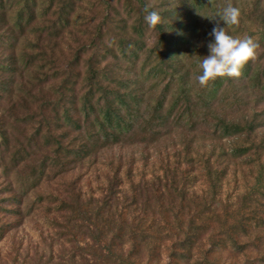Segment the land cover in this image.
Here are the masks:
<instances>
[{
    "label": "rangeland",
    "instance_id": "1",
    "mask_svg": "<svg viewBox=\"0 0 264 264\" xmlns=\"http://www.w3.org/2000/svg\"><path fill=\"white\" fill-rule=\"evenodd\" d=\"M63 1L56 0V3ZM146 1L156 6L155 10L162 18L155 28L145 22L144 3L138 0H72L73 11L61 32L56 31L53 35L46 64L41 62L40 69H35L36 63L24 65L17 60L0 64L1 88L6 89L0 98V108H6V112L12 109L8 100L15 103L23 93L26 95L22 92L18 98L11 90H24V82L29 86L44 82L52 86L53 76L66 68L73 51L78 48L80 65L73 63L72 68L80 73L78 81L82 92L89 81L81 58L87 59L89 49L85 47L82 51L81 44L93 37V32L99 28L112 49L110 57L100 62L110 61L114 68L110 74V89L118 94L117 88L122 92L119 96L114 95V91L109 97L110 104L115 101L121 113H125L123 118L128 117V122L123 123L125 121L112 116L107 128L110 133L104 135L101 132L99 139V134L94 133L96 128L84 125L85 122L81 126L83 129H70L61 144L65 148L78 147V155L62 151L57 160L60 164L46 165L41 173L28 175L25 172L32 159L30 155L19 158L18 151L25 146L24 134L32 128L20 120L19 128L12 129L11 117L0 119V130L5 129L12 138L5 148L7 155L0 157V264H85L88 258L85 255H92L91 242L98 239V230L101 233L106 229L110 231L105 218L110 221L111 216L116 225L119 221L125 222L124 227L139 224L140 232L144 234L142 236L138 231L130 238L126 233L110 242V254L116 251L127 255L122 264H165L167 256L172 255L169 252L176 249L175 241L183 235L174 237L170 234L174 231L171 227L183 230L190 226L198 228L192 243L200 242L202 247H210L203 264H264V149L258 155L252 150L254 143L263 141L264 144V10L261 12L263 22H260L254 15L251 0H180L181 4L178 0ZM46 2L38 5L40 8L36 7L38 12ZM239 2V24L228 26L221 21L220 26L230 35L240 38L247 35L257 40L260 44L258 56L248 62L241 77L218 80L224 88L219 96L209 97L219 108L218 116L211 113L210 120L204 122L200 117L204 107L200 103L194 102L189 108L184 106L182 96L185 93H179L178 75L182 73V78L199 84L195 79L202 73L199 64L210 54L207 45L214 37L209 33L216 22L198 12L214 16L229 3L238 7ZM57 4L54 11L58 9ZM188 4L195 21L189 17L191 23L183 27L178 22ZM1 7L5 17L12 22L13 2L2 0ZM39 17L36 16L33 23L40 22ZM33 26L35 24L26 25L21 35ZM122 32L125 46L115 42ZM135 33L139 39H133ZM22 36L14 45L18 51L26 47ZM93 39L95 43L99 40ZM126 46L131 50L130 55L125 53ZM257 62L262 70L259 73L252 71ZM254 72L258 75L257 81L253 78ZM145 109L151 110L149 119L144 118L146 113L141 114L147 111ZM5 110L0 109V113L5 114ZM15 110L16 114L20 113V104ZM78 117L82 119L81 114ZM222 118L225 125L219 122ZM249 122L253 124V131L247 128ZM186 143L192 147L188 154L193 158L184 154ZM42 146L40 149H50L55 144ZM203 146L209 152H204L202 157H208L215 168L214 186L201 173L203 169L195 160L199 156L197 152L193 153V149L201 150ZM234 146L245 150L239 156H231L228 151ZM13 150H16L15 158L10 160ZM174 165L177 166L176 173H169L167 169ZM185 167H190V171L186 176L188 179L182 181ZM171 178L175 182L166 187ZM178 179L180 182L177 183ZM111 188L122 189L118 193L138 191L140 204L137 207H141L142 214L134 217L124 208L115 215L99 209L97 218L90 215L96 219L94 227L88 223L75 231L79 246L71 247L68 233L56 222L63 220L64 210L54 205L61 200H66L69 207L74 203L79 205L80 215L83 209L91 210L97 206L105 195L110 194ZM39 193H51L52 198L39 197ZM134 206L135 203L127 202L130 210ZM238 240L242 246L234 254V242ZM188 263L177 258L175 264ZM110 264L119 262L110 255Z\"/></svg>",
    "mask_w": 264,
    "mask_h": 264
},
{
    "label": "trees",
    "instance_id": "2",
    "mask_svg": "<svg viewBox=\"0 0 264 264\" xmlns=\"http://www.w3.org/2000/svg\"><path fill=\"white\" fill-rule=\"evenodd\" d=\"M13 2L14 6V14H13V21L10 22L4 15V11L1 7L2 0H0V64L3 62H6V60L10 61H18L21 63H24L26 65L27 63H36L35 69H40L42 63L46 64L48 61V47L53 45L51 43L54 42L52 40L53 35L57 34V32H61L62 27L64 28L67 17L70 15V11H73V2L72 0H64L63 2L56 3V0H47L44 7H42V10L40 12L37 11L36 7L40 8L41 3H44L45 0H8V2ZM142 3H144L143 7L145 9L147 4V1L138 0ZM164 2H168V0H163ZM193 2L195 0H192ZM192 2V3H193ZM178 3L181 4V1L178 0ZM241 2L238 3V8L241 7ZM57 4L58 9L54 11ZM226 4V3H224ZM252 7H254V15L259 18L260 22H263V15L262 11L264 10V0H251ZM223 4H218V6H222ZM54 7L52 10L51 8ZM156 6L149 7V11L155 10ZM226 7V6H225ZM144 11V10H143ZM157 11V10H155ZM145 12V11H144ZM184 15H182L179 19L180 22L179 25L183 27L189 26V23L191 21L189 20V17H192L195 21V16H193V12L191 10L190 5L188 4L184 10ZM55 13V15H54ZM112 13L110 9L108 10V14L110 15ZM36 16L41 19L40 22L33 23V19ZM42 22V23H41ZM28 24L34 25L31 27L30 30L26 31V33L21 35L22 30L24 27ZM216 26V23L213 25ZM123 27L121 26V29ZM213 28V27H212ZM123 30V29H122ZM136 30V29H135ZM208 32V29H206ZM111 31V29H110ZM116 31V30H115ZM124 32V31H123ZM121 33L118 39H115L116 43H120V45L124 44L126 40H123L124 33ZM24 41L23 44H26L27 50L21 49L16 50L14 48V45L18 42V40L21 38ZM20 37V38H19ZM99 38V40L95 43L94 39ZM93 37H88L87 41H83L81 44L82 51L85 50V47L88 50L87 52V59L81 58V64L83 62L84 66L87 68V72L85 75L88 74V87L81 92V84L80 80L78 81V76L80 77L79 71L75 69V67L72 68L73 63L80 65V50L79 48L73 51L70 60L66 64V68H61L59 70V75L52 78L50 86L47 82H44V84L37 83L31 85H27L24 81L22 84L25 89L21 88L19 91H13L16 92L17 97L19 98V94L22 92H26V95L24 93L22 94L20 100H16L17 102L12 103L14 100H8V104H10V111L6 112V108H0L2 110H5V114L0 113V119H7V117H11L13 119L14 124L12 125V129L19 128L20 126V120L24 125H30L32 130L28 134H24L23 139L25 140L24 144L25 146L20 148L19 152V158L23 156L30 155L32 159V163H29L27 172H25V175L32 174V173H41L43 171V167L46 165H56L60 164L57 160L60 159L61 153H69V154H76L78 155V147H67L65 148L61 141L64 137L67 136L68 131L70 132V129H75L77 127H80V129H83L84 127L82 123L90 124L91 126L95 127L94 133L99 136L100 133L103 132L104 135L107 133H110V130L107 128L110 127L112 116H116L118 120H123L126 123L128 122V117L125 116V119L123 116L125 113H121V108L119 105H116V102H112L110 104V95L115 90L110 89V74L114 72L113 66H110V61L100 62L102 59L106 60V57H110L111 55V46L108 47V39L106 40L103 36V33L101 30L96 29L93 32ZM133 39H139V35L135 33L133 36ZM44 41V42H43ZM35 47L36 49H33ZM127 48V49H125ZM120 49H122L120 47ZM125 53L130 55L131 50H129V47H124ZM151 50V49H150ZM79 52V54H78ZM83 59V61H82ZM46 60V61H45ZM42 62V63H41ZM259 62L255 63L252 67V71H256L257 73L261 72ZM32 67V65H31ZM79 67V66H78ZM249 67V66H248ZM33 68V67H32ZM174 69V66L171 67ZM48 75V74H47ZM182 73L178 75L179 79V93L184 92L182 98L184 99V106L189 108L190 105H192L194 102L200 103L202 107H204L203 113L201 114V119L205 121L210 120L209 114H214V117L218 116V106L213 104L212 101H210V95L214 97L218 94L220 95V91L224 88L221 87V83L219 81L230 79L229 77H223V78H217L214 82H211L208 87H200L199 84H195V82H192V79H184L182 78ZM253 78L257 81L258 75L254 72ZM83 79V78H81ZM232 79V78H231ZM219 80V81H218ZM258 84V83H257ZM109 86V87H108ZM193 86V88H191ZM197 86V87H195ZM117 88V87H116ZM192 89V91H191ZM6 89L1 88L0 83V98L2 95L6 92ZM119 94L115 91L114 95H121L122 92L119 91L117 88ZM201 91V92H198ZM81 92V93H80ZM106 98V100L104 99ZM8 99H11L9 97ZM103 99V102H102ZM191 99V100H190ZM20 104V113L16 114L17 111L15 110V106ZM115 104V105H113ZM125 107V105L123 104ZM125 109H127L125 107ZM147 111L141 113L144 114L145 119H149L148 112H150V109H145ZM150 110V111H149ZM130 113V112H128ZM81 114V120H79L78 115ZM254 114L253 116H255ZM123 118V119H121ZM30 120V121H29ZM202 120V121H203ZM224 118L219 119V122L221 124H224ZM16 122V123H15ZM148 122H151L150 120ZM95 125V126H94ZM66 127L63 129V127ZM87 127V126H86ZM62 128V129H61ZM248 130L253 131V124L249 122L248 124ZM60 130L58 133L57 131ZM22 133V132H21ZM113 134V133H112ZM37 135V137H36ZM72 136V135H71ZM36 137V139H35ZM12 140L11 137L8 136L5 129L2 131L0 130V157H3V155H7V152L5 149L6 145L9 144V141ZM68 141V139H66ZM19 144H22L21 141H18ZM51 143H54L55 146L46 149L43 146H50ZM12 146H15V144H11ZM40 145L42 148L40 149ZM81 148V147H80ZM190 148H192L189 144L186 143V147H184L185 155L190 152ZM247 148V147H246ZM249 148V147H248ZM247 148V149H248ZM37 149L38 152H37ZM197 150L193 149V153L197 152V160L199 163H197L200 167V169H203L204 176L210 180V184L212 186L216 185L214 179H215V168L212 165L211 162H209L208 157H202L204 152H209L208 148L203 146L201 147V150L199 148H196ZM211 150V147H209ZM221 149V148H220ZM256 150V154L258 155L263 149L264 144L262 143H254L252 150ZM245 149L239 148L237 146L231 147L228 151V154L231 156H239ZM22 151L24 153H22ZM192 151V150H191ZM62 153V154H63ZM16 150H13L11 152L12 158H9L10 160L15 158ZM183 156V155H182ZM191 158H193V155L191 156L188 154ZM237 158V157H236ZM238 157L237 159H239ZM177 161H179L177 159ZM192 161V160H191ZM190 161V162H191ZM241 161V159H240ZM195 166V165H192ZM191 166V167H192ZM177 166L174 165L172 168H168L169 173H176ZM190 167L183 168V175L182 181H185L187 174H189ZM160 175V174H159ZM155 177H159L158 175H155ZM161 177V175H160ZM164 177L167 178V175H164ZM175 180L171 178L169 182L167 183L166 187L171 183H174ZM180 182L179 179L177 180V183ZM139 183L138 185H140ZM169 185V187L171 186ZM182 187V186H181ZM115 188L110 189V194L107 196L105 195L95 206L94 208L89 209H83L80 212L79 205H75L74 203L71 204L72 207H69V203L66 202V200H61L59 203H56L54 205L55 208L59 210H64L62 213V219L59 222L56 221L59 224V227L63 229L66 233H68V239L70 242L71 247L79 246L77 243L74 235L75 231L79 230L80 227H86L88 223H91V226L94 227V224L96 222L97 213L99 209L105 210L106 212H112L115 215L119 214L120 209L125 208V212L128 214L130 213L132 216H140L142 213L139 211L137 204H140L137 200V198L140 196V193L138 191L127 193L128 191H124L121 193H118V190H113ZM39 197H51V193L37 194ZM65 198V197H64ZM66 199V198H65ZM68 199H70L68 197ZM75 202V200L73 201ZM127 202H133L135 203V206L130 210L129 207H127ZM144 207V206H142ZM79 211V212H78ZM90 215H93V218H90ZM129 215V214H128ZM113 216L110 217V221H107L105 218V222L107 226H110V231L106 229V232L101 233V231L98 230V239H96V242H91V247L93 249V252L91 256L85 255V264H103L104 261H107L108 264H110V255L111 258L113 257L116 259L119 264L123 263L124 258L127 255L120 252L118 254L116 251L112 252L110 254V242L114 239H120L121 236H125L127 233L129 237H134L137 232L139 231V234L144 236L140 232L142 229L139 227V224L137 227H124L125 222L119 221V224L116 225V223H112ZM121 220V219H120ZM189 221L193 222V220L190 218ZM242 221L238 223V225H241ZM191 225V224H189ZM174 231L170 232L171 235L174 237L179 236V241H175L176 249L170 251L172 255L167 256L168 262L165 264H175L176 259H181L184 261H189L188 264H203V260L206 259L205 256L210 252V247L206 246L205 248L202 247V244L200 242L196 243L195 245L192 243V236L195 232H197L198 228L195 226H190L186 229L183 228L177 229L176 227H171ZM200 229V228H199ZM244 229V228H243ZM79 232V231H78ZM77 232V233H78ZM181 232V233H180ZM231 238H233V235H231ZM146 237V236H145ZM191 238V239H190ZM241 241L234 242V254L236 253V250L239 252V248L242 246L240 244ZM190 244V246H189ZM194 249V251H193ZM70 250V249H69ZM130 251H133L130 249ZM73 254V252H71ZM198 254V255H197ZM68 257V255H66ZM71 256V254H70ZM236 257V256H233ZM69 259V257H68ZM132 259V258H131ZM264 260V259H263ZM133 259L131 260V262ZM65 261L64 263H66ZM40 263V262H36ZM106 263V264H107ZM133 263V262H132ZM40 264H44L40 263ZM63 264V263H62Z\"/></svg>",
    "mask_w": 264,
    "mask_h": 264
},
{
    "label": "clouds",
    "instance_id": "3",
    "mask_svg": "<svg viewBox=\"0 0 264 264\" xmlns=\"http://www.w3.org/2000/svg\"><path fill=\"white\" fill-rule=\"evenodd\" d=\"M148 5L144 11L147 13L144 17L145 22L150 28H155L162 22L161 15L158 11H149ZM216 22L209 36L214 37V41L208 43L207 47L210 54L204 56L199 64L202 73L196 76V81L201 87H208L211 82L217 78L229 77L239 78L242 75L244 67L249 61L257 58V50L260 44L251 36L243 38L230 35L225 27L220 26L221 21L228 26L238 25L240 20V9L229 3L214 16L203 15ZM182 34V33H179Z\"/></svg>",
    "mask_w": 264,
    "mask_h": 264
}]
</instances>
